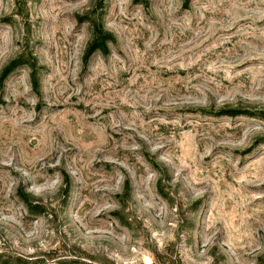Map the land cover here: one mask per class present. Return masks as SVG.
Masks as SVG:
<instances>
[{"label": "rangeland", "instance_id": "obj_1", "mask_svg": "<svg viewBox=\"0 0 264 264\" xmlns=\"http://www.w3.org/2000/svg\"><path fill=\"white\" fill-rule=\"evenodd\" d=\"M10 63L0 264H264V0H0Z\"/></svg>", "mask_w": 264, "mask_h": 264}, {"label": "trees", "instance_id": "obj_2", "mask_svg": "<svg viewBox=\"0 0 264 264\" xmlns=\"http://www.w3.org/2000/svg\"><path fill=\"white\" fill-rule=\"evenodd\" d=\"M111 38V35L109 33H106L101 27H97L95 31V36L90 43V45L87 48L86 56H89V54L96 49H99L102 53L107 52L108 47H107V39ZM14 63H10L7 67L3 69V72L0 76V79L4 77L8 72L13 68ZM32 79L34 84L36 83V73L35 71L32 72ZM222 113L229 115V116H234L238 114L239 111L238 109L235 108H227V109H222ZM24 202L27 204V206L30 208L31 211H37L38 207H40L37 203H32L29 199L22 197Z\"/></svg>", "mask_w": 264, "mask_h": 264}]
</instances>
